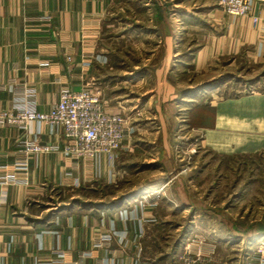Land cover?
Wrapping results in <instances>:
<instances>
[{
  "label": "crops",
  "instance_id": "crops-1",
  "mask_svg": "<svg viewBox=\"0 0 264 264\" xmlns=\"http://www.w3.org/2000/svg\"><path fill=\"white\" fill-rule=\"evenodd\" d=\"M116 2L0 0V110L24 104L48 112L58 102L63 84L76 90H101L95 66L104 54L97 41L106 13ZM216 2L209 4L211 25L204 28L205 40L185 65L230 74L231 64L243 59L263 74L264 3H256L248 16H233L213 7ZM161 16L166 21L165 11ZM162 34L170 31L163 28ZM172 44L166 42L165 50L174 51ZM255 82L264 85V74ZM219 91L189 112L191 117L201 114L207 145L221 153L264 154V86L227 98L219 96ZM106 94L104 90L107 110L128 109L118 96ZM149 94L143 105L152 115L146 118L151 121L147 124L165 126V94L159 90ZM36 128L34 124V132ZM33 137L20 128L0 125V166H11L24 139ZM37 138L56 149L30 159L27 183H0V264H45L57 247L71 260L79 259L81 252H92L87 264H136L139 258L154 264L140 255L149 227L160 223L157 215L145 210L134 216L130 210L124 216L105 217L100 207L86 208L85 199L63 209L48 206L54 195L109 176L111 166L105 158L79 159L76 166L62 152L65 138L58 128L51 131L42 124ZM67 200H63L65 205L70 203ZM103 207L115 212L120 209ZM109 233L112 241L108 247L94 246L97 235Z\"/></svg>",
  "mask_w": 264,
  "mask_h": 264
},
{
  "label": "rangeland",
  "instance_id": "rangeland-1",
  "mask_svg": "<svg viewBox=\"0 0 264 264\" xmlns=\"http://www.w3.org/2000/svg\"><path fill=\"white\" fill-rule=\"evenodd\" d=\"M213 2L117 0L111 6L97 41L104 58L96 60L95 72L102 98L106 90L128 108L123 113L137 128L133 143L109 176L47 201L63 209L85 199L86 208L100 207L105 217L130 210L157 215L160 223L149 227L140 255L154 264H180L188 249L212 248L211 264H248L259 249L264 252V154L217 151L207 145L201 114H189L215 90L227 98L264 86L255 82L264 72L243 59L231 64L230 74L185 65L205 40ZM213 7L220 8L217 2ZM165 41L175 50H165ZM153 90L165 94V126L147 124L152 115L143 105Z\"/></svg>",
  "mask_w": 264,
  "mask_h": 264
},
{
  "label": "built area",
  "instance_id": "built-area-1",
  "mask_svg": "<svg viewBox=\"0 0 264 264\" xmlns=\"http://www.w3.org/2000/svg\"><path fill=\"white\" fill-rule=\"evenodd\" d=\"M217 3L227 14L248 16L253 6L264 3V0H217ZM34 124L37 126L35 132ZM42 124H47L51 131L57 128L61 131L65 138L62 152L76 166L79 159L85 158H105L108 165L113 166L122 152L130 150V141L137 129L130 115L122 111L107 110L100 90L89 87L76 90L63 84L58 102L48 112H41L24 104L0 110V125L20 128L26 134H34L33 138L24 139L11 166H0V183H27L30 159L56 149L55 146L38 140ZM111 238L110 234L97 235L94 246H109ZM211 251L213 252L212 248H209L205 252L192 253L188 249L180 256V264H211ZM263 253L259 249L250 256L248 264H264ZM90 256L92 252H81L79 259L71 260L63 249L57 247L51 250L45 264H87ZM136 264L152 263L136 260Z\"/></svg>",
  "mask_w": 264,
  "mask_h": 264
}]
</instances>
